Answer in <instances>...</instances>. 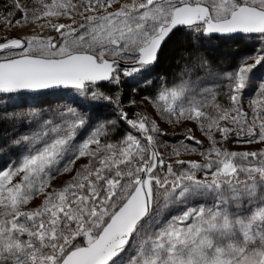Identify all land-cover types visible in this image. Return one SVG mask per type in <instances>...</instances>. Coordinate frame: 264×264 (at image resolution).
Segmentation results:
<instances>
[{
	"label": "snow or ice",
	"instance_id": "1",
	"mask_svg": "<svg viewBox=\"0 0 264 264\" xmlns=\"http://www.w3.org/2000/svg\"><path fill=\"white\" fill-rule=\"evenodd\" d=\"M0 24L39 29L0 42V94L64 100L4 114L31 131L9 141L17 159L0 169V264H264V149L226 146L264 143V81L251 120L241 105L264 66V0H5ZM181 29L194 46L219 35L260 47L225 74L227 106L218 87L184 79L185 66L179 82L143 98L152 115L131 111L122 77L153 84L148 74ZM189 123L204 139L187 128L166 164L162 125Z\"/></svg>",
	"mask_w": 264,
	"mask_h": 264
},
{
	"label": "trees",
	"instance_id": "2",
	"mask_svg": "<svg viewBox=\"0 0 264 264\" xmlns=\"http://www.w3.org/2000/svg\"><path fill=\"white\" fill-rule=\"evenodd\" d=\"M5 0H0V5H3ZM79 19V18H77ZM6 25L0 24V28L3 29ZM9 32H0V42L5 38H9ZM260 45L258 41L253 39H229L226 37H206L202 41L198 42L195 46L192 44L191 38L187 35L186 30L181 29L177 34L170 40L167 45L163 48L157 64L153 67L152 72L148 74V79L154 83L148 86L138 84L135 78L122 77L124 81L122 85L123 91V103L125 107H128L130 99H136L137 106L131 108L133 112L147 111L150 115L153 114V109L150 104L144 101L145 96L154 95V89L159 88L162 81H167V85L174 82H179L181 79V73L185 66L192 69L191 73H183L184 79H191L193 86L198 88L203 87H218V99L219 102L227 106L230 102L228 100L227 92V80L225 74L234 73L235 70L241 65L246 57L253 55ZM204 67L196 66L198 63H204ZM253 61L248 60V63ZM211 73V75H209ZM199 77H204L199 84L196 81ZM264 81V66H258L253 70L252 74V86L244 90L241 97V105L245 112L248 113V119H252V100L259 98L258 86ZM171 86V85H170ZM136 88L134 93L132 90ZM14 94H0V97H8ZM17 95V94H15ZM20 98L31 97V96H44L42 93H28L18 94ZM17 95V96H18ZM0 99V100H2ZM21 100L17 104L11 106L6 104L0 105V114L4 116L5 112L11 115L13 112L27 111L30 106L37 108L41 107L37 103H31L29 101ZM48 100L49 106L58 101L55 98L50 97ZM60 102L64 101L61 99ZM1 116V117H2ZM0 117V145L5 146V150L0 152V169L5 167L9 162L17 159V151H9L7 145L9 141L22 134H30V129L26 123L23 122L22 127L18 126V121L12 119H4ZM182 128L181 131L175 133H168L167 139L160 152L165 155V163H174L176 157L171 156L170 152L173 150L174 145L177 142V138L182 134H187L186 129ZM123 131V129H122ZM122 131L120 134H122ZM86 132L83 130L78 133V139L84 136ZM117 135V139L119 135ZM236 137H231L230 142L226 145L228 148L242 146L243 144H236L234 141ZM246 146V145H245ZM204 147H208V142L204 141ZM237 150V149H235ZM246 150V149H245ZM261 148L257 147L255 151H259ZM246 151H249L248 149ZM188 157V158H187ZM184 160H201L199 155L183 153L180 159ZM202 161V160H201ZM178 169L182 166H176ZM200 175V174H198ZM201 178H203L201 176ZM173 210V214H174Z\"/></svg>",
	"mask_w": 264,
	"mask_h": 264
},
{
	"label": "rangeland",
	"instance_id": "3",
	"mask_svg": "<svg viewBox=\"0 0 264 264\" xmlns=\"http://www.w3.org/2000/svg\"><path fill=\"white\" fill-rule=\"evenodd\" d=\"M122 2H123V0H122ZM60 22H63V23H70V21H68V20H61ZM34 30L35 31H39V29L38 28H36V26L35 25H28V26H25V27H23V28H18V27H12V28H8L7 26H5V27H3V29L2 28H0V32L1 33H4V32H9L10 33V37L9 38H20V37H23V36H25V35H29V34H33L34 33ZM46 34H51V35H56L55 33H46ZM18 51V50H17ZM5 54H7V53H0V56H2V55H5ZM171 86H172V83L170 84ZM170 85H167L168 87H171ZM18 94H25V93H17V95ZM26 94H28V93H26ZM42 94H46V95H44V96H31V97H25V99L24 98H20L19 97V95L17 96V95H11V97L12 98H9V96L8 97H3V99L2 100H0V105H3V104H6V106L7 105H9V106H11L12 104H17L18 102H21V100L22 99H24V101H29V102H31V103H37V104H39L41 107H43L44 109H48V107H49V104L47 103L48 102V100H50L49 98L50 97H52V98H55V99H57V101H58V103L56 104L55 103V105H54V107L56 106V105H58V104H62L63 102H60L61 101V97H60V95H58L57 93H55V92H44V93H42ZM69 99H70V97H69ZM64 101V100H63ZM51 106H53V104L51 105ZM98 111V113L100 114V115H106L107 114V111L106 110H104V109H99V110H97ZM2 115L0 114V117H1ZM3 118H4V116H2ZM1 117V118H2ZM18 123V126H20V127H22V125H23V122L22 121H18L17 122ZM162 127L164 128V130L167 132V133H169V132H171V133H175V132H179V131H181L182 130V128H184V127H188V128H192L193 129V134L196 136V138L197 139H201V140H203L204 138H203V136L201 135V133H200V131L199 130H197L196 129V126L194 125V124H192V123H189V124H186V125H181V126H179V127H175V126H167V125H162ZM86 135V134H85ZM246 145V146H245ZM257 147H259V148H261V149H264V143H253V144H243L242 146H237L236 148L235 147H233V148H230V146H229V149L230 150H235V149H237V150H239V151H246L247 149L249 150V151H255L256 150V148ZM246 149V150H245ZM170 153H172V151L170 152ZM188 158V157H187ZM201 158V157H200ZM181 159H183V158H181ZM201 160H202V158H201ZM81 162H83V161H78L77 162V164L79 165V163H81ZM202 176V175H201ZM203 177V176H202ZM70 178V176H69V174H64V175H62V176H58L54 181H53V184L56 186V187H62L63 186V184L68 180ZM204 178V177H203ZM41 202V200L40 199H37V200H35L29 207H35V206H37L39 203Z\"/></svg>",
	"mask_w": 264,
	"mask_h": 264
},
{
	"label": "water",
	"instance_id": "4",
	"mask_svg": "<svg viewBox=\"0 0 264 264\" xmlns=\"http://www.w3.org/2000/svg\"><path fill=\"white\" fill-rule=\"evenodd\" d=\"M210 37L217 38V37H222V36H219V35H212V36H210ZM160 54H161V53H160ZM159 56H160V55H159ZM156 64H157V63H156ZM156 64H155V65H156ZM155 65H154V66H155ZM154 66H153V67H154ZM22 93H31V92H22Z\"/></svg>",
	"mask_w": 264,
	"mask_h": 264
}]
</instances>
